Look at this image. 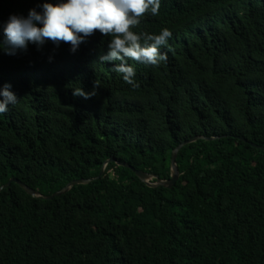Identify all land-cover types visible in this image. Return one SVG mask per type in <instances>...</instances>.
Here are the masks:
<instances>
[{
    "label": "trees",
    "instance_id": "trees-1",
    "mask_svg": "<svg viewBox=\"0 0 264 264\" xmlns=\"http://www.w3.org/2000/svg\"><path fill=\"white\" fill-rule=\"evenodd\" d=\"M45 2L62 0H0V42ZM164 28L166 62L127 59L138 87L99 61L112 37L98 31L75 53L0 43V89L18 97L0 114V187L37 194L0 191V264H264V152L250 145L264 147V0H161L132 30ZM95 80L97 95L73 96ZM194 137L172 188L135 176L169 180Z\"/></svg>",
    "mask_w": 264,
    "mask_h": 264
},
{
    "label": "clouds",
    "instance_id": "clouds-1",
    "mask_svg": "<svg viewBox=\"0 0 264 264\" xmlns=\"http://www.w3.org/2000/svg\"><path fill=\"white\" fill-rule=\"evenodd\" d=\"M161 0H66V2L42 4L40 12L30 9L28 16L11 15L3 27L4 45L2 52L14 56L27 52L29 43L38 50L46 41L57 47L61 43L70 45V52L75 53L86 38L97 31L103 36H111L107 45V54L99 61H120L113 70L123 74V80L133 87L135 69L127 64L132 59L145 65L159 66L167 61V54L160 51L172 36L164 28L159 34L136 33L132 29L140 24L141 18L150 13L159 14ZM49 62L53 57L49 56ZM99 81H94L91 92L82 88L73 90V96L89 99L97 95ZM5 84L0 89V114L8 111V105L17 103V95Z\"/></svg>",
    "mask_w": 264,
    "mask_h": 264
},
{
    "label": "water",
    "instance_id": "water-1",
    "mask_svg": "<svg viewBox=\"0 0 264 264\" xmlns=\"http://www.w3.org/2000/svg\"><path fill=\"white\" fill-rule=\"evenodd\" d=\"M199 138L198 137H194L186 142H183L182 144H180L171 154V159H170V172H171V175H170V179L167 180V181H162V180H159L153 176H149L145 173H142V172H139V171H133L129 166L127 165H124V164H121L120 166H124L128 169H130L132 172H134L135 176L138 178V180L140 182H143L144 184H146V186L150 187V188H158V187H164V188H167V189H170L173 187V185L175 184V182L177 181L178 179V172H177V169L175 167V158H176V155H177V152L180 150L181 147H183L184 145L186 144H190L192 142H195L197 141ZM243 141H245V139H243ZM250 145L252 147H255V148H258V149H261V151L264 152V147L262 146H257L255 144H252L250 143ZM114 160L111 159L110 162H113ZM103 170L101 171L100 173V176L103 174ZM99 176V177H100ZM153 178L155 180L154 183H150V179ZM92 181V180H91ZM90 182V180H80V181H74L72 183H70L63 191L61 192H58L56 194H54L53 196H50V197H45L44 199H53L54 197H57V196H60L62 194H64L65 192H67L71 187L73 186H76V185H85V184H88ZM11 183H14V184H18L21 188H23L29 195L33 196V197H36L37 194L36 192L32 191L31 189H29L27 186H25L24 184H21L15 180H10L6 185H4L3 187H0V191L2 189H5L7 188Z\"/></svg>",
    "mask_w": 264,
    "mask_h": 264
}]
</instances>
